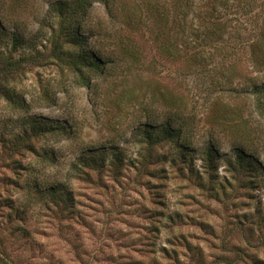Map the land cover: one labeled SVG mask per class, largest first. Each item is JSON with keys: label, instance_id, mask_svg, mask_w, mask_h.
I'll list each match as a JSON object with an SVG mask.
<instances>
[{"label": "rangeland", "instance_id": "obj_1", "mask_svg": "<svg viewBox=\"0 0 264 264\" xmlns=\"http://www.w3.org/2000/svg\"><path fill=\"white\" fill-rule=\"evenodd\" d=\"M1 1L6 28L33 39L42 57L8 83L29 107L15 108L0 97V264H264V115L251 99L208 94L204 77L183 75L159 57L144 29L133 33L139 62L130 71L119 64L94 76L90 89L77 85L73 73L47 59L45 17L55 0ZM88 18L108 21L101 3ZM110 39L93 36L90 44L108 53L115 49ZM0 48L6 52L11 45ZM27 53L12 51L14 58ZM176 97L196 147L190 152L194 176L179 161H144L131 136L147 118L141 106L163 114ZM25 114L57 121L69 133L46 134L34 140L35 151L11 153L3 139L19 130L17 118ZM209 143L219 153L211 179L200 166V147ZM110 144L126 154L117 174L110 168L90 171L89 180L73 174L84 149ZM238 144L257 167L249 182L236 178L226 162ZM44 150L53 162L43 158ZM173 151L169 143L153 150L168 159ZM51 182L70 191L67 209L45 189Z\"/></svg>", "mask_w": 264, "mask_h": 264}, {"label": "trees", "instance_id": "obj_2", "mask_svg": "<svg viewBox=\"0 0 264 264\" xmlns=\"http://www.w3.org/2000/svg\"><path fill=\"white\" fill-rule=\"evenodd\" d=\"M95 3L104 6L107 22L89 20V11ZM4 18L0 14V47L10 44L11 48L6 52L0 48V97L15 108L24 109L29 106L23 95L15 96L8 83L25 64L35 63L42 55L36 43H30L33 39L29 41L9 31L4 23L8 18ZM45 18L49 22L43 21V25L50 28L47 59L73 73L77 85L90 89L94 76L109 74L107 71L119 64L130 71L139 62L133 33L145 30L159 57L175 64L183 75L204 77L208 94L248 96L254 111L264 115V0H55L49 3ZM123 30L127 31L126 35ZM93 36L111 38L115 49L106 53L94 48L90 44ZM19 48L28 49V53L14 58L12 51ZM125 92L132 93L131 89ZM153 100L156 101V97ZM168 107L165 113L158 115L147 106H141L147 118L137 122L131 136L142 147L144 161H179L186 164L187 171L194 176L196 170L190 152L196 147L190 122L183 114L184 103L176 97ZM18 120L19 130L3 139L4 147L11 153L35 151L34 140L46 134L67 136L69 133L65 125L34 115L25 114ZM165 143L174 148L170 159L167 153L153 152ZM200 150V166L211 179L219 157L218 148L209 143ZM231 151L227 165L236 178L251 181L246 177L256 174L253 154L240 144L233 145ZM42 156L50 158L45 150ZM125 160L124 150L114 144L96 150L86 148L72 163L71 170L74 175L89 180L90 171L110 168L117 174ZM50 161L53 162L51 158ZM35 183L43 188L41 182ZM45 189L57 205L67 209L71 197L65 184L51 182ZM259 221L264 226V216ZM250 259L260 263L254 256Z\"/></svg>", "mask_w": 264, "mask_h": 264}]
</instances>
